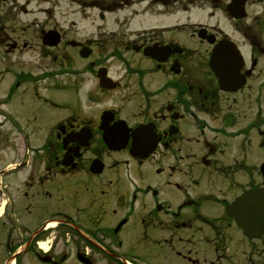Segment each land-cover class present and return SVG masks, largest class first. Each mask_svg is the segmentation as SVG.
I'll use <instances>...</instances> for the list:
<instances>
[{
    "label": "flooded vegetation",
    "instance_id": "flooded-vegetation-1",
    "mask_svg": "<svg viewBox=\"0 0 264 264\" xmlns=\"http://www.w3.org/2000/svg\"><path fill=\"white\" fill-rule=\"evenodd\" d=\"M263 162L264 0H0V264H264Z\"/></svg>",
    "mask_w": 264,
    "mask_h": 264
},
{
    "label": "water",
    "instance_id": "water-1",
    "mask_svg": "<svg viewBox=\"0 0 264 264\" xmlns=\"http://www.w3.org/2000/svg\"><path fill=\"white\" fill-rule=\"evenodd\" d=\"M243 226H244V223H243Z\"/></svg>",
    "mask_w": 264,
    "mask_h": 264
}]
</instances>
